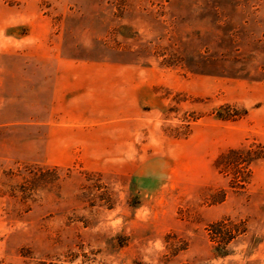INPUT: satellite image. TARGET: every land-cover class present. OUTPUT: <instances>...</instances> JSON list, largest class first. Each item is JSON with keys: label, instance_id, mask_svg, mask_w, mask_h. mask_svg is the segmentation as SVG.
<instances>
[{"label": "rangeland", "instance_id": "obj_1", "mask_svg": "<svg viewBox=\"0 0 264 264\" xmlns=\"http://www.w3.org/2000/svg\"><path fill=\"white\" fill-rule=\"evenodd\" d=\"M68 62L140 118L50 135ZM0 264H264V0H0Z\"/></svg>", "mask_w": 264, "mask_h": 264}, {"label": "crops", "instance_id": "obj_2", "mask_svg": "<svg viewBox=\"0 0 264 264\" xmlns=\"http://www.w3.org/2000/svg\"><path fill=\"white\" fill-rule=\"evenodd\" d=\"M109 66L108 63L58 64L52 88L51 117L45 122L48 124L50 135L56 132L54 129L64 133L69 131L82 133L89 128H95L98 131L103 127L124 123L127 119L140 118L139 113L137 115L132 112L139 111L138 102L136 105L127 104L125 101L119 103L113 97L115 103H113L114 112L112 113L108 109L110 107L102 102L104 99L108 102L107 97L110 92L112 95L118 92L113 86L107 85L110 81L108 73L102 72ZM112 66L116 68V65ZM57 115L59 122L51 121ZM60 141L63 142V139ZM61 148L67 149V146L63 145Z\"/></svg>", "mask_w": 264, "mask_h": 264}, {"label": "trees", "instance_id": "obj_3", "mask_svg": "<svg viewBox=\"0 0 264 264\" xmlns=\"http://www.w3.org/2000/svg\"><path fill=\"white\" fill-rule=\"evenodd\" d=\"M215 162H216L217 167H219L220 165H222L221 170H223V169H229L230 168V165L228 164L229 162H227V161H222V162H220L218 164H217V160Z\"/></svg>", "mask_w": 264, "mask_h": 264}]
</instances>
